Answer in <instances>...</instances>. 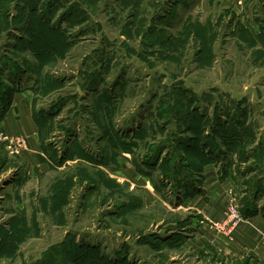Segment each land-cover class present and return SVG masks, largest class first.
I'll return each mask as SVG.
<instances>
[{
	"label": "rangeland",
	"instance_id": "rangeland-1",
	"mask_svg": "<svg viewBox=\"0 0 264 264\" xmlns=\"http://www.w3.org/2000/svg\"><path fill=\"white\" fill-rule=\"evenodd\" d=\"M0 64L54 113L0 141V264H264V0H0Z\"/></svg>",
	"mask_w": 264,
	"mask_h": 264
},
{
	"label": "trees",
	"instance_id": "trees-1",
	"mask_svg": "<svg viewBox=\"0 0 264 264\" xmlns=\"http://www.w3.org/2000/svg\"><path fill=\"white\" fill-rule=\"evenodd\" d=\"M33 10H35V9H33ZM31 12H34V11H31ZM195 24H198V23H195ZM200 26L201 25H192V24H189V23L185 24L183 26V29L180 31L179 36H175L174 37V40L172 42L174 44V46H175L174 48L175 49H178V50H182V48L185 46V44L187 43V41L189 40V38L191 36H197V37H200V43H199V45H201V51H204L205 50L206 52L210 53V55H211L212 54V49H211L212 46L210 47V45H207L208 50L205 49V47H206L205 43L208 42V40L207 39L202 40L204 30H203V27H200ZM37 29L39 31L42 30L41 26H38ZM54 30H56L57 33L60 32V30H58V29H54ZM205 31H206L205 34L208 35L209 34V31L207 29ZM208 37H209V35H208ZM31 38L32 39H35L36 38L35 39V41H36L35 54L37 55L39 61L49 60L50 56L49 55H46V52L57 51L59 49V45H60L59 42L62 43L61 41H58V40L55 39L54 33L53 34H44L43 32L42 33H38L36 31L35 33H32V37ZM50 42L55 44L54 45V48H48L47 47V44L50 43ZM210 50H211V52H210ZM0 66H1V64H0ZM0 77H2V74L1 73H0ZM13 80L14 79H12L10 81V82H12V84L10 83L11 85L9 87L8 86H4L3 85L4 83H1V81H0V84H1L0 85V118L2 117L3 112L5 111V108L7 107L8 102L12 98L13 93L16 90L20 89L19 87L16 88V86H14ZM57 85L58 84L56 82H52L49 79H48V81L46 83H44L42 81L39 84V90H38V92L40 91V94L41 95L42 94H46L51 88L56 87ZM35 91H36V89H35ZM102 95H103V93H101L100 95H98L96 98L97 99H101L102 98ZM106 99L109 100L110 98H108V96H107ZM63 101H64V98L63 97H59L58 100L56 101V104L53 107L56 108V105H58L60 103H63ZM53 107H51V108H53ZM47 111L46 110H43L42 112L40 111L38 113H35V111H34V118H35V121H36L39 129H40V140L42 139V136L45 134V130L48 129V126L46 127V124H45L46 120L48 118H50L51 115L54 114L52 112L53 109H50L49 112H47ZM196 112L197 111L193 107L192 108H187V109H185V116H189V117L192 118V117L195 116ZM54 152L57 153V151H54ZM67 156L68 155H66L65 158ZM65 195L68 196V191L66 192ZM7 246H9L8 243H7Z\"/></svg>",
	"mask_w": 264,
	"mask_h": 264
},
{
	"label": "crops",
	"instance_id": "crops-1",
	"mask_svg": "<svg viewBox=\"0 0 264 264\" xmlns=\"http://www.w3.org/2000/svg\"><path fill=\"white\" fill-rule=\"evenodd\" d=\"M29 90L20 88L13 93L0 118V131L24 136L29 142L30 152H36L38 148L41 150L40 129L34 118L36 96L33 94L34 91ZM31 155V153L28 155V159Z\"/></svg>",
	"mask_w": 264,
	"mask_h": 264
},
{
	"label": "built area",
	"instance_id": "built-area-1",
	"mask_svg": "<svg viewBox=\"0 0 264 264\" xmlns=\"http://www.w3.org/2000/svg\"><path fill=\"white\" fill-rule=\"evenodd\" d=\"M0 141H3L6 144L12 154L21 155L25 151L29 150V142L22 135L6 134L3 131H0ZM230 216L232 219H236L234 223L239 220L238 213L235 210L230 212Z\"/></svg>",
	"mask_w": 264,
	"mask_h": 264
}]
</instances>
